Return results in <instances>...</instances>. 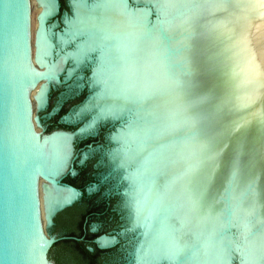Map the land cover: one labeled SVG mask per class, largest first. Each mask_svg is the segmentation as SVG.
I'll return each mask as SVG.
<instances>
[{
	"label": "water",
	"instance_id": "obj_1",
	"mask_svg": "<svg viewBox=\"0 0 264 264\" xmlns=\"http://www.w3.org/2000/svg\"><path fill=\"white\" fill-rule=\"evenodd\" d=\"M74 1L65 2L66 11L60 16L62 35L65 22L73 17ZM120 4L126 13H143L144 34L156 37L161 73L172 78L188 119L168 139L176 144L187 137L200 144L198 164L189 175L187 186L191 195L203 200L207 211H215L217 221L212 236L221 240L226 264H242L247 239L256 228L264 226V117L258 122H238L236 107L243 99L236 102L235 93L245 88L246 74L226 69L222 63L223 42L210 32L212 19L222 12L211 10L212 0H176L169 7L163 0H120ZM58 7L57 0H0V264H119L112 249L98 247L89 231L93 205L82 184L54 51L53 26L58 22L52 24V18L58 14ZM38 8L41 11L32 71L28 23L31 11ZM178 20H183L184 27L174 26ZM82 39L75 36L70 41L72 49ZM96 55L91 54L87 60L88 94L82 108L91 103L97 92L93 82ZM39 83L31 100L37 127V132H33L29 97ZM145 104L138 108L140 112ZM93 112L84 111L89 120ZM137 120L147 122L144 116L128 110L97 120L92 127L106 124L112 129L110 142L114 152L121 150L114 135ZM149 135L135 144L149 143ZM110 164L112 175L117 177L115 186H123L119 195L124 229L119 235H128L130 243L125 264H135L142 250L139 243L148 234L141 227L130 228L128 223L132 189L126 176L132 166L117 169L111 158ZM37 178L79 194L74 204L53 216L45 236L38 214ZM253 216L258 223H253ZM151 264H180V259H160Z\"/></svg>",
	"mask_w": 264,
	"mask_h": 264
},
{
	"label": "bare ground",
	"instance_id": "obj_2",
	"mask_svg": "<svg viewBox=\"0 0 264 264\" xmlns=\"http://www.w3.org/2000/svg\"><path fill=\"white\" fill-rule=\"evenodd\" d=\"M163 1L169 7L176 0ZM262 1L230 0L226 4L222 0H212L211 5L214 13L222 12L212 19L210 26L212 37L218 36L216 39L223 42L220 48L222 63L226 69H237L246 74L245 88L235 93L236 102L243 99L236 107L239 109L238 122H258L264 117ZM35 10L38 18L41 9ZM72 13L73 17L65 22L63 35L59 34L57 40L63 47L75 40V36L83 39L56 63L59 74L64 63L70 60L72 68L68 74H72L91 54L97 53V66L93 71L97 92L91 103L77 113L94 111L84 131L97 120L124 114L128 110H133L138 117L144 116L147 121L142 124L137 118L136 122L114 135L113 140L118 142L121 150L110 154L117 169L132 166L131 173L126 176L132 189L128 223L130 228L138 226L148 234L139 243L142 250L135 264H151L160 259H180V264H226V250L221 240L212 236L216 213L207 211L203 200L191 195L187 186L189 175L198 164L200 144L187 137L176 144L168 139L173 130L188 122L186 108L178 98L172 78L161 73L156 37L143 32L145 15L124 12L120 0H93L90 3L76 0L72 3ZM182 22L178 20L174 26L184 27ZM32 46L30 66L34 71ZM40 86L41 83L37 84L30 98ZM142 103H146L145 110L140 112L138 108ZM147 133H150L149 143L136 145V141ZM43 208L40 195L38 214L40 209V226L44 230ZM252 220L254 224L258 223L256 216ZM111 241L101 239L99 247H106ZM245 244L242 264H264V226L256 228Z\"/></svg>",
	"mask_w": 264,
	"mask_h": 264
},
{
	"label": "flooded vegetation",
	"instance_id": "obj_3",
	"mask_svg": "<svg viewBox=\"0 0 264 264\" xmlns=\"http://www.w3.org/2000/svg\"><path fill=\"white\" fill-rule=\"evenodd\" d=\"M66 1L57 0L59 6L57 21L60 26V16L63 11H66ZM53 41L57 62L62 54L64 55L66 51L72 50V45L69 43L61 47L57 38ZM82 65V67L74 69L72 74H68L69 69L72 68V62L67 60L58 75L60 82L63 83L61 90L74 136L82 184L93 205L89 231L98 247L101 246L99 244L101 239L115 237L116 240L111 241L106 248L112 249L119 264H125V253L130 243H128V235H119V232L124 229V211L122 209V198L119 195L123 186H115L117 177L111 173L110 154L112 145L110 138L112 129L106 124H99L84 131L90 121L89 116L84 112L79 115L77 113L82 109L83 102L88 94L89 66L87 60ZM31 100L32 97H29L30 125L33 132H37L31 114ZM35 192L37 199L41 195L43 207L45 206V209H42L45 229L51 225L54 215L79 199V194L74 190L50 184L41 178L35 180Z\"/></svg>",
	"mask_w": 264,
	"mask_h": 264
},
{
	"label": "rangeland",
	"instance_id": "obj_4",
	"mask_svg": "<svg viewBox=\"0 0 264 264\" xmlns=\"http://www.w3.org/2000/svg\"><path fill=\"white\" fill-rule=\"evenodd\" d=\"M37 15H38L37 10L31 11L30 16H29V23H28V44H29V50H31V52L29 51V56L31 60L33 59V51H32L33 46L32 45H34V38H35L34 32H35V29H36L35 27L37 24ZM58 18H59V14L54 16L52 18V24H54L55 20L57 21ZM61 29H62V26H60L59 24L53 26V40L57 38V34L59 35L61 33ZM66 49L69 50V48H66ZM40 212L41 210L39 209V215H40ZM43 234H44V230L42 229V235ZM43 236H45V234Z\"/></svg>",
	"mask_w": 264,
	"mask_h": 264
}]
</instances>
